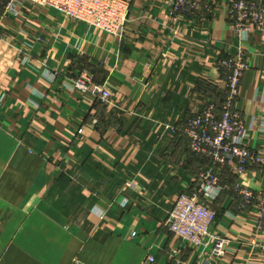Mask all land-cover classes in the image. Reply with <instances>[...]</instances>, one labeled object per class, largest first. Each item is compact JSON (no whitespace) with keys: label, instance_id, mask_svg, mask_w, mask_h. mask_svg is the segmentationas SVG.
I'll return each instance as SVG.
<instances>
[{"label":"crops","instance_id":"obj_1","mask_svg":"<svg viewBox=\"0 0 264 264\" xmlns=\"http://www.w3.org/2000/svg\"><path fill=\"white\" fill-rule=\"evenodd\" d=\"M204 1L208 10L180 14L170 0H130L121 37L31 3L2 18L0 264H246L261 256L245 243L255 206L241 208L231 190L211 203L212 232L231 239L222 259L209 258V241L191 247L165 224L174 199L197 190L212 166L190 150L186 122L223 99L218 61L241 49L249 67L235 107L245 144L264 153V32L245 41L230 27V0ZM82 71L110 88L109 103L66 86ZM220 172L230 187L264 191V165Z\"/></svg>","mask_w":264,"mask_h":264},{"label":"built area","instance_id":"obj_2","mask_svg":"<svg viewBox=\"0 0 264 264\" xmlns=\"http://www.w3.org/2000/svg\"><path fill=\"white\" fill-rule=\"evenodd\" d=\"M5 1L0 12V22L6 15H16L25 3H31L35 7L54 8L67 19L84 21L118 37L124 34L131 12L130 0H0V3ZM170 4L175 13L203 12L209 8L204 0H170ZM227 8L231 29L238 37L246 41L252 33L264 32V0H230ZM220 66L226 80L223 99L212 101L195 113L183 129L189 139L190 150L195 155L209 160L212 166L200 174L197 190L186 192L177 200L170 215L173 221L168 224V229L194 248L204 246L209 241V258L213 261L222 259L227 253L231 239L218 232H212L217 212L211 203L226 189L231 190L241 200V208L254 205L257 211L254 236L245 243L261 256L252 253L246 259V264H264V191L242 183L230 187L220 176L222 168L228 167L239 176L253 164L264 165V153L257 152L245 144L246 127L241 113L235 107L241 80L249 64L241 49L236 54L223 57ZM51 77L55 81L58 73L52 71ZM66 86L70 90L90 94L103 104L112 100L111 90L105 84L97 83L88 71H82L70 78ZM172 130L176 131V128ZM155 260L152 255L147 258L150 263Z\"/></svg>","mask_w":264,"mask_h":264},{"label":"rangeland","instance_id":"obj_3","mask_svg":"<svg viewBox=\"0 0 264 264\" xmlns=\"http://www.w3.org/2000/svg\"><path fill=\"white\" fill-rule=\"evenodd\" d=\"M180 14H189V13H180ZM230 27H231V24H230ZM226 57V56H225ZM223 59V58H222ZM222 59H220L219 61H218V67L220 68V70L221 71H223L222 69H221V66H220V62H221V60ZM98 83V82H97ZM102 84V83H101ZM110 89V88H109ZM112 92V91H111ZM209 104V103H208ZM207 104V105H208ZM206 107V105L203 107V109ZM202 110V109H201ZM200 110V111H201ZM197 112H199V111H197ZM196 112V113H197ZM188 121V120H187ZM187 123V122H186ZM186 127V126H185ZM185 127H184V129H185ZM169 128L170 129H172V128H174V127H170L169 126ZM193 153V152H192ZM186 192H183V193H181V194H179L175 199H174V202H173V207H172V209H171V212H170V214H169V216H168V219L166 220V226H167V228H168V224L169 223H171V220L173 221V218L170 216L171 215V213H173V211H174V209H175V205H176V202H177V200L180 198V196L181 195H183V194H185ZM169 230V229H168ZM174 235V234H173ZM176 236V235H175ZM178 238H180L179 236H177ZM180 239H182V238H180ZM183 240V239H182ZM183 241H185V240H183ZM186 242V241H185ZM187 243V242H186ZM188 245H189V243H187Z\"/></svg>","mask_w":264,"mask_h":264}]
</instances>
